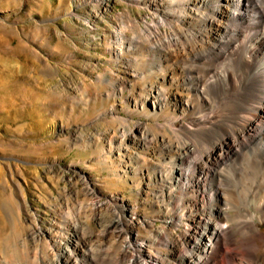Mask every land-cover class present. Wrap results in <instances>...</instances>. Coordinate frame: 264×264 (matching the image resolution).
Instances as JSON below:
<instances>
[{"label": "rangeland", "instance_id": "rangeland-1", "mask_svg": "<svg viewBox=\"0 0 264 264\" xmlns=\"http://www.w3.org/2000/svg\"><path fill=\"white\" fill-rule=\"evenodd\" d=\"M134 1L0 0V264H38L42 255L51 263L60 249L72 255L75 248L64 245L69 237L81 252L117 254L127 237L117 224L120 205L136 209L141 236L165 231L150 249L155 258L178 264L190 250L181 239L188 212L177 209L176 224H164L158 169L144 166L161 160L151 128L164 122L138 113L135 101L162 80L150 72L156 62L134 79L129 69L147 63L146 52L130 41L119 56L112 40L135 38L134 20L142 28L150 23L152 13ZM237 164L226 184L234 195L230 231L232 220L256 212L264 196L261 169ZM256 224L264 239L259 212ZM235 239L225 245L230 252ZM227 252L215 254L216 264H230Z\"/></svg>", "mask_w": 264, "mask_h": 264}, {"label": "bare ground", "instance_id": "bare-ground-1", "mask_svg": "<svg viewBox=\"0 0 264 264\" xmlns=\"http://www.w3.org/2000/svg\"><path fill=\"white\" fill-rule=\"evenodd\" d=\"M134 3L152 13L150 23L142 28L134 20L131 27L140 28L135 38L116 34L112 40L119 56L130 41L146 52L148 62L129 69L132 78L143 79L155 61L150 72L162 79L151 82L139 96L141 103L135 102L138 113L164 122L151 128L153 142H161V160L158 165L144 162L148 171L158 169L161 218L171 228L177 220L175 210L185 207L182 215L188 212L181 239L190 250L177 263L216 264L215 254L227 252L225 245L235 233L238 246L227 252L230 264H264V239L256 224L257 212L264 215V196H259L256 212L237 214L230 231L228 202L232 198L228 201L230 190L226 189L229 176L235 174L230 171L239 161L252 163L264 175V0ZM156 54L159 58L154 60ZM118 209L124 217L118 216L117 224L127 236L119 253L81 252L77 241L69 237L64 245L74 247V254L60 249L51 263L42 255L38 264H165L150 252L165 231L152 230L150 217L151 235L141 236L136 209L123 205ZM219 264L226 262L221 259Z\"/></svg>", "mask_w": 264, "mask_h": 264}]
</instances>
